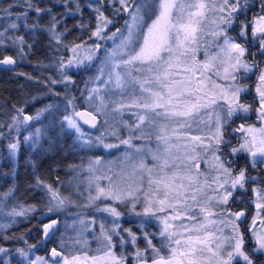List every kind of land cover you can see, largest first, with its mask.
Segmentation results:
<instances>
[{"label":"snow or ice","instance_id":"snow-or-ice-1","mask_svg":"<svg viewBox=\"0 0 264 264\" xmlns=\"http://www.w3.org/2000/svg\"><path fill=\"white\" fill-rule=\"evenodd\" d=\"M85 7L92 12L87 22L83 19ZM108 12L111 15H106ZM124 15L125 27L105 34L114 24V17ZM72 17L79 19L74 25L76 30L88 28L89 40L95 37L97 41L114 42L111 51L105 49L93 81L106 76L103 84L107 92L100 95V88H91L87 99L100 115L112 104L109 111L119 114L112 119L128 129V136L123 138L113 131L111 135L119 143H105L102 136L93 142L83 132L80 120L95 127L97 115L78 111L74 98L67 100L61 124L78 133L81 147L113 149L125 145L132 150L124 152L118 172L109 163L107 172L97 175L99 169L95 166L100 159L89 161L87 179L89 187L95 183L96 195L90 192L88 199L91 202L104 197L130 207L141 218L140 231L120 226L122 213L117 207H97V211L115 219L111 228L100 224L96 255L65 249L63 240L59 248L49 250L48 257L35 258L28 250L35 245L25 249L0 244V264H10L13 257L17 258L16 264H129V255L115 251L117 246L123 249L129 244L133 246L131 264H264V0H94L86 4L81 0H10L0 6V71L15 72L28 81L35 79L15 68L27 55L25 49L33 48V43L19 35L25 29L33 40L37 34H47L52 52L59 54L63 49L72 53L52 57L59 76L48 78L47 84H74L66 70L79 69L85 60L91 61L102 45L96 41L90 46L87 41L65 42L63 38L71 31L65 21ZM202 43L204 56L197 62L196 53ZM9 48H15L16 54H7ZM51 66L37 62L39 68ZM177 68L191 76L172 79L178 74L173 71ZM38 99L33 96L31 102ZM12 107L16 114L11 124L0 122V128L7 126L18 132L19 125L39 120L54 106L47 104L34 116L24 107ZM126 109H137L131 112L135 117L131 124L121 119ZM207 116L215 117L211 124ZM252 118L260 126L248 123ZM237 121L242 122L231 131L241 135L234 145L225 132L228 124ZM104 124H108L107 119ZM201 124L208 128V135L193 134L203 131ZM40 135L37 128L24 142L31 141L35 146ZM153 139L154 146L150 143ZM134 140L144 143L137 145ZM6 147L16 156L20 141ZM201 162L211 171H201ZM108 173H114L115 179ZM3 175L7 173L0 171ZM101 179L108 184H99ZM35 186L47 189L49 213L75 203L38 177ZM11 192L9 189L4 193L3 199ZM249 194L255 195L252 203L256 215L244 228L247 211L239 206L232 210L228 205L230 201L236 205L238 200L245 203L242 197ZM137 204H141V211L136 210ZM3 208L0 204V213ZM29 211H35V206L21 205L19 211L13 207L7 215L20 217ZM257 218L259 231L255 227ZM153 221L159 225L157 232L147 230ZM58 223L57 219L44 223L41 235L46 239L55 235ZM80 224L85 226L82 230H87L84 220ZM226 228L230 229L227 233ZM114 237L118 241L114 242ZM12 239L0 237V241ZM140 240L142 246L137 243Z\"/></svg>","mask_w":264,"mask_h":264},{"label":"trees","instance_id":"trees-1","mask_svg":"<svg viewBox=\"0 0 264 264\" xmlns=\"http://www.w3.org/2000/svg\"><path fill=\"white\" fill-rule=\"evenodd\" d=\"M82 4L84 3L82 2ZM5 5H2L0 0V6ZM90 12V9L87 7L84 8L83 19L86 22L92 16ZM106 15H111V13L108 12ZM120 17L121 16H117L114 17V19H120ZM65 23L68 29L71 30L63 38L65 42L71 43L73 40L77 42L89 40L85 29L78 31L74 28V25L79 23L78 18H69ZM91 26L92 25L89 24V27ZM86 30H88V28H86ZM20 33H23L22 35L27 42L33 43V48L25 49L27 55L24 57L23 61L19 62L16 66V72L30 74L35 79L28 81L23 76H17L15 72L0 71V122H4L5 125L7 122V125L10 124L11 114L16 112L10 111L9 107L11 106L12 108L13 105H16V107H23L22 105L25 104V101H30L33 96L40 97V99L44 102L46 101L47 104L52 102H55V105L61 103L64 107L67 100L74 98L73 102H75L76 99L74 105L79 108L78 104L81 105L79 96L88 90V87H86V80L89 78L90 74L93 73V66L87 68L82 67V69L76 73L72 71L70 73L67 72L75 81L74 84L48 85V78L56 79L59 76V72L55 67V61L52 57L55 55H64L66 51L62 49L59 54L52 52L48 47L47 34H37L35 40H33L32 34L27 30L21 29L19 31V34ZM6 51L7 54H16L15 48H9ZM37 62L52 66L39 68L37 67ZM38 80H45L46 83L40 84L37 82ZM46 88H50V91H46ZM54 93H59V95L57 96ZM19 101H21V105L18 104ZM83 103L85 105L88 104L86 102ZM61 104L60 114L52 110L51 112L54 116L44 121L45 124H49L50 126L45 127V124H43L40 141L36 146H33L31 142L27 144L23 140L25 137H21L22 135L19 136L20 150L16 156H12L6 147V145L12 141V134H4L5 129L9 128L7 126L0 128V134H2V138H0V171L7 173V175L0 176V204L4 205L3 213H0V225L10 224L7 228L0 227V237H13L12 240L0 241V244L5 247H12L14 245L26 247L41 242L44 243L39 229L43 221L38 220L37 215L38 212L47 208L46 205L49 194L47 193V189L43 186H35L37 177L45 184H50L54 188L60 187L62 193L64 194L65 192L66 197L75 201L74 205L76 203L85 202L83 199L85 193L82 191L84 183L82 177L76 176L75 170L78 169L79 165L82 163L81 157H84L87 152L90 153V150L87 147H81L75 130L68 128L66 125L62 126L61 121L64 115V108ZM82 129L89 134L86 129ZM226 129L229 130V128ZM229 131H226V135L229 134ZM6 136L10 137L11 141H8L9 139L6 138ZM117 141L116 139L113 142L119 143V141ZM100 147L90 148H94L97 152ZM125 147V145H120L118 148L109 150H112L113 153L119 152L122 154L126 150L124 149ZM105 153L106 152H104V154ZM119 153L115 155V158L118 157ZM9 189H12L11 195L8 196L7 199H3V194L8 192ZM251 199L250 194L246 196V201L249 200L251 202ZM111 202L120 209V203L116 201ZM21 205H23L24 208L34 205L35 211H29L25 216L20 217H10L7 215V212L13 207L19 211ZM74 205H72L71 208H74ZM65 207L69 208L70 206L66 205ZM78 209L82 208L79 207ZM124 209L125 215H130L129 213L132 212L130 207H125ZM124 209H120L121 213ZM136 209H139V211L142 210L139 208V205ZM56 215L59 217L61 223L64 215L61 213H57ZM13 221L14 223H12ZM122 223L129 224L128 222ZM251 224L252 222L248 221L244 226L248 228ZM256 226H258L257 222ZM95 229H99L98 226H96ZM69 235L71 238L75 237V233L71 232V230L69 231ZM93 243L98 244V240L91 242V244ZM37 252L45 253L46 245L38 248Z\"/></svg>","mask_w":264,"mask_h":264},{"label":"rangeland","instance_id":"rangeland-1","mask_svg":"<svg viewBox=\"0 0 264 264\" xmlns=\"http://www.w3.org/2000/svg\"><path fill=\"white\" fill-rule=\"evenodd\" d=\"M90 15H92V13ZM125 19H127L126 15L121 16L120 19H118V18L114 19V24L109 26L106 33L110 34L112 31H115L116 27H120L121 29H123L125 27V25H124ZM22 34L23 33H20L19 35H22ZM93 38H95V37H93ZM95 39H94V41H95ZM207 39L211 40L212 38L207 37ZM108 41H109V44H108ZM108 41L107 42L102 41V42H100V44L102 45V47H104V45L108 44V47L106 49L108 51H111V49L114 47V42L112 40H108ZM87 42H88L87 43L88 46H90L93 43V41L90 42V40H87ZM210 50L215 51L214 46L210 45ZM65 51H66L64 53L65 56H71L72 55V53L68 52L67 50H65ZM104 53H105V49L104 50L102 49V51H98L94 54V57L91 61L85 60V63L83 65H81V67L79 69L73 68V69H67L66 71L69 73L71 71L73 73H76L77 71L81 70L82 67L87 68V67L93 66V71H92L93 73L90 74L89 78L86 80V85L88 87V90L84 94L79 96V98H80L79 102L81 103V105L80 104H78V105H79V107L86 108L87 110H90L91 112L96 114L98 119H99V122H98V125H97L96 129L94 130V132H89L88 128L86 126L82 125L81 123L80 124H81V127L83 126L82 128L87 129L89 134H87L84 131L83 132L86 133L87 136L91 137L93 142H95V138L97 136H102L105 143H109V142L115 143L113 141L116 140L117 138H116V136L111 135V133L113 131H115L117 133V135H119L120 137L127 138V136H128V129L126 127H124L123 124L119 123L118 120L112 119L113 116L119 117V114L118 113H111L109 111L112 108V104L109 103L108 108L103 110L105 114L100 115V114L96 113V110H95V107L93 106L92 101H89L87 99V93L91 88H94V87L100 88L101 89V91L99 93L100 95H104L107 92V89L104 87V84H103V79H106V76H104L98 82H95V83L93 82L96 80V77L99 74L98 69L100 68V60L103 58ZM81 55L83 56V51H81ZM203 56H204V44L202 43L200 45L199 51L196 53V61L199 62L200 60H202ZM173 71L177 72L178 74L174 77H171L172 79H184L185 76H191V73H184L183 70L180 68L173 69ZM198 76H199V73H197V77ZM214 79H216V78L214 77ZM217 82L223 83L222 80H217ZM105 98L108 99L107 96ZM94 100H95V97H94ZM75 102H76V99H75ZM75 102H73V105ZM83 102H86L88 104L85 105ZM18 104L21 105V101H19ZM49 104H52L54 106L50 111L44 112L43 113L44 116H41L39 120H33L31 122H27L25 124L19 125V131L18 132L14 128L11 130L5 129L4 134H6V135L12 134V141H11L10 137L6 136V138L9 139L8 141L13 142V141L18 140L20 135H22L21 137H26V136L32 135L35 133V130L37 128L42 130L43 124H45L44 121H47L48 120L47 118H51L54 116L53 113L51 112L52 110L54 112H56L57 114H60L59 112L61 110L60 109L61 103H59V104L57 103L55 105V102H52ZM45 105H47L46 101L44 102L41 99H39L34 103L31 102V100H30L27 104H23L22 106L24 107L26 113L34 116L36 111L44 108ZM61 105L63 106V104H61ZM71 107L72 106L70 105L69 111L71 110ZM10 108H11V106L9 107L10 111L15 112V109L13 107L11 109ZM17 108H20V107H17ZM63 108L65 109L64 106H63ZM132 111H137V109H131V110L126 109L124 111V115L121 117V119H123V120L127 121L129 124H131L135 120V117L131 116ZM15 114L16 113H13V114H11V116H13ZM105 119L108 120V124H104ZM205 119L209 121V124H211V122L214 121L215 117L214 116H207V117H205ZM7 123H6V125H7ZM10 124H11V122H10ZM47 126L49 127L50 125L45 124V127H47ZM257 126H260V125H257ZM200 129H202L203 131L200 132L199 130H196V131H194L193 134H201V135H208L209 134L208 128L204 124L200 125ZM76 135L78 136V133H76ZM40 137H41V135H40ZM40 137H39V141H40ZM23 140H24V138H23ZM30 142L31 141H28L26 143L28 144ZM26 143H25V145H26ZM133 143L137 144V145H142L144 143V141L134 140ZM150 143L154 146L156 141L153 139ZM83 148H85V147H83ZM87 148L90 150V153L87 152V154L84 157H81V161H82L81 165L83 167H81V165H79L78 169L75 170L76 176L78 175V176L82 177V181L84 183V186L82 187L83 188L82 191L85 193L84 197H83L85 202L76 203L75 205L71 204V205H69L70 206L69 208L65 207L66 205H68V204H66L64 207H62L58 210H55L53 212L54 214L61 213L62 215H64L63 216L64 218L61 220L60 226L58 227V230H57L58 233L56 231V233L54 235V243H55L56 247L59 248L60 242H61V240H63L65 249L72 250V251H75V252L80 253V254L86 253L87 255L92 256V255L97 254L96 249L99 246V241H98V244H95V243L91 244V242L97 241V237L100 236V224L103 222L106 229L111 228L112 227V221L115 219L113 216H111L107 212L97 211V207L103 208L105 206H115V205L113 202H111L112 200L106 199L104 197H101V199H99V200H95V201H91V202L89 201V199H88L89 193L91 192L92 195H96V192H95V183H93L91 185V187H89V183H88V179H87L89 173L87 172V166H88L89 161L95 160V159H100L101 163L99 165L95 166L97 169H99V171L96 173L97 175H103L105 172H107V167H108L109 163H111V167L113 168L114 172H118V171H120V168H121V161L123 160L124 152L122 154L119 152L113 153L112 150L105 149L102 146L99 148V151H97V152L94 150V148H90V147H87ZM124 149H126L125 151H128V152L132 151L131 149H128L127 146ZM104 152H106V153L104 154ZM118 153H119L118 157L115 158V155ZM209 157H210V154H209ZM112 162H114V163H112ZM200 165H201V163H200ZM204 165H205V168H201L200 170L203 171V170L207 169L210 172L211 169H208V166L205 163H204ZM128 170L130 171V169H128ZM108 174L113 175V178L115 179L114 173H108ZM98 183L101 184L102 186H106L108 184V181L101 179L98 181ZM56 188L59 189L60 193H62L60 187H56ZM63 195L65 196V192ZM72 205H74V208H71ZM85 205H87L88 207ZM137 205H139V208H141V204H137ZM79 207H81L82 209H78ZM121 208H123L122 205H121L120 209ZM120 209H118V210L121 212ZM129 214L130 215H125V211H123L121 217L118 220V223L120 224V226L122 228H131L133 232L137 231V228H138V231L136 233H139V231H140L139 221L141 218L134 216V215H131L132 212H130ZM161 215H163V214H161ZM255 215H256V211L254 213H252L251 219L249 220L250 222H252V217ZM80 220H84L85 224L88 225L87 230H82V229H84L85 226L80 224ZM122 222H125V223L128 222L130 224L127 225V224H124ZM176 223H179V221H177ZM190 223H196V221H192ZM257 225L258 226H256V230L259 231L260 230L259 218H257ZM96 226H98L99 229H95ZM158 226H159L158 223L153 221V223L148 226L147 230L150 232H157ZM211 227H222V225H213ZM59 228H60V230H59ZM70 230H71V232L75 233L74 238L70 237V235H69ZM229 230L230 229L226 228L225 233H227ZM122 234L125 235L126 239H128L126 233H122ZM118 239H119L118 237H114L115 241H118ZM48 242L50 243L48 247H50L52 239L50 238V240ZM154 242H156V241H154ZM139 245H141V246L143 245L142 240H140ZM42 246H43V243L41 242V243H37L35 245V247L31 248V249H28V246L20 247L17 245H14V246L9 247V248H25V249H28L31 252L32 258L48 257L47 250L45 253H38L37 252V249L41 248ZM115 251H117V252L124 251L125 254L129 255V258H130L129 264H131V255L133 252L132 245H130V244L125 245L123 249H121L118 246L115 249ZM16 259H17L16 257H13L10 260V264H16Z\"/></svg>","mask_w":264,"mask_h":264},{"label":"flooded vegetation","instance_id":"flooded-vegetation-1","mask_svg":"<svg viewBox=\"0 0 264 264\" xmlns=\"http://www.w3.org/2000/svg\"><path fill=\"white\" fill-rule=\"evenodd\" d=\"M9 2H10V0H1V4L2 5L8 4ZM257 58H259V57H257ZM241 122L242 121H237L236 124H231L230 123V124L227 125V128H229V130H231V129L237 127L239 125V123H241ZM248 123H256V124H259V122L256 121L254 118L249 119L248 120ZM225 135H226V132H225ZM240 135H241L240 133H233L232 131H229V134L227 136L229 137L228 139L231 140L232 143L235 145L238 142V139H236V138H238ZM221 154H223V153H221ZM232 159H235V158H232ZM233 167H235V165H233ZM201 168H205V165H204L203 162H201L200 169ZM256 174H259V173H256ZM254 187H255V185H254ZM250 197L252 198L251 199V202L248 200L245 203L241 204V202L238 200L237 203H236V205H232L231 201L229 203V206L232 209H234V210H236L237 206H239V207H242L243 209H245L247 211V213L249 214L248 215L247 222L249 221V219L251 217L250 214L252 215V213L254 211H256L255 208H254V204L252 203L255 200V195L254 194H250ZM242 199H245L246 200V197H242ZM122 206H123L122 209H124L125 207H127L125 204H122ZM137 207H138V205H137ZM136 210L139 211V209H136ZM124 211H125V209H124ZM131 215L136 216L133 212H132ZM44 222H45V220H43V223ZM244 228H245V226H244ZM137 231H138V228H137ZM137 231H135V232H137ZM137 243L140 244V241H138ZM129 260H130V258H129Z\"/></svg>","mask_w":264,"mask_h":264},{"label":"water","instance_id":"water-1","mask_svg":"<svg viewBox=\"0 0 264 264\" xmlns=\"http://www.w3.org/2000/svg\"><path fill=\"white\" fill-rule=\"evenodd\" d=\"M94 1V0H93ZM78 111H81V112H90V111H88V110H86V109H80V110H78ZM85 118H87V117H85ZM77 119H79V118H77ZM98 122H99V119H98V117H97V119H96V126L95 127H92L90 124H85L84 122H83V120H80V123L82 124V125H84V126H86L89 130H91V131H94L95 129H96V127H97V125H98ZM48 214H50L47 210H45L44 212H42L41 214H39L38 215V218H40V219H42V218H44V217H46ZM53 219H57V218H53ZM58 220V219H57ZM50 221V220H49ZM49 221H47L46 223H48ZM58 225H59V223H58ZM58 225L56 226V230H57V228H58ZM41 229H42V226H41ZM56 232V231H55ZM52 237V235L50 234V236H49V238H44V240L45 241H49L50 240V238ZM54 246H52L51 248H53ZM50 248V249H51ZM49 249V250H50ZM48 255H49V252H48Z\"/></svg>","mask_w":264,"mask_h":264}]
</instances>
